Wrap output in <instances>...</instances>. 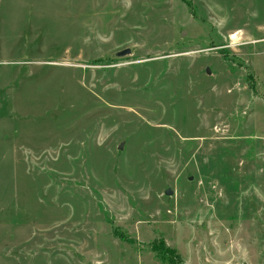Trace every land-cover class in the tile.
I'll use <instances>...</instances> for the list:
<instances>
[{"label":"rangeland","instance_id":"374dc122","mask_svg":"<svg viewBox=\"0 0 264 264\" xmlns=\"http://www.w3.org/2000/svg\"><path fill=\"white\" fill-rule=\"evenodd\" d=\"M0 264H264V0H0Z\"/></svg>","mask_w":264,"mask_h":264},{"label":"water","instance_id":"95a60500","mask_svg":"<svg viewBox=\"0 0 264 264\" xmlns=\"http://www.w3.org/2000/svg\"><path fill=\"white\" fill-rule=\"evenodd\" d=\"M130 52H131L130 49H126V50H123V51L119 52V55H126V54H129ZM166 194H168V195L172 194V190L168 189L166 191Z\"/></svg>","mask_w":264,"mask_h":264}]
</instances>
